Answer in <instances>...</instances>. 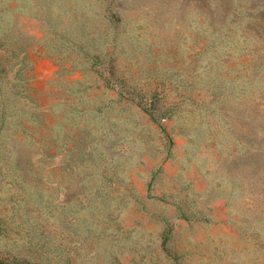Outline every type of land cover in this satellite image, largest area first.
Listing matches in <instances>:
<instances>
[{"label": "rangeland", "instance_id": "374dc122", "mask_svg": "<svg viewBox=\"0 0 264 264\" xmlns=\"http://www.w3.org/2000/svg\"><path fill=\"white\" fill-rule=\"evenodd\" d=\"M0 264H264V0H0Z\"/></svg>", "mask_w": 264, "mask_h": 264}]
</instances>
